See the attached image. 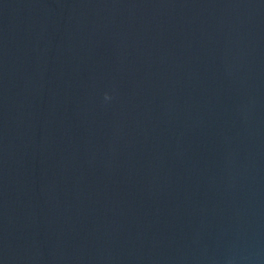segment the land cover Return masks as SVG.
I'll return each instance as SVG.
<instances>
[{"label": "water", "instance_id": "1", "mask_svg": "<svg viewBox=\"0 0 264 264\" xmlns=\"http://www.w3.org/2000/svg\"><path fill=\"white\" fill-rule=\"evenodd\" d=\"M0 264H264V0H0Z\"/></svg>", "mask_w": 264, "mask_h": 264}, {"label": "clouds", "instance_id": "2", "mask_svg": "<svg viewBox=\"0 0 264 264\" xmlns=\"http://www.w3.org/2000/svg\"><path fill=\"white\" fill-rule=\"evenodd\" d=\"M105 98L108 99L109 97L107 96V94H105Z\"/></svg>", "mask_w": 264, "mask_h": 264}]
</instances>
